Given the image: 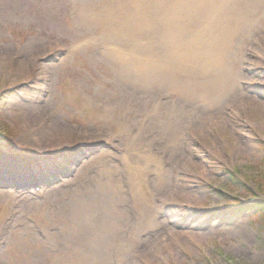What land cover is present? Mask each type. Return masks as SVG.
Segmentation results:
<instances>
[{"label":"rangeland","instance_id":"obj_1","mask_svg":"<svg viewBox=\"0 0 264 264\" xmlns=\"http://www.w3.org/2000/svg\"><path fill=\"white\" fill-rule=\"evenodd\" d=\"M198 1L0 0V150L27 156L0 166L47 175L0 180V264H264V0L233 43L247 98L212 124L195 62L156 69Z\"/></svg>","mask_w":264,"mask_h":264},{"label":"bare ground","instance_id":"obj_2","mask_svg":"<svg viewBox=\"0 0 264 264\" xmlns=\"http://www.w3.org/2000/svg\"><path fill=\"white\" fill-rule=\"evenodd\" d=\"M183 1L184 3H194V1L196 2L197 0ZM199 4V9L204 18H206L203 19L204 24L200 26L201 29L196 33L197 35L194 36L193 40L185 43V47H181L184 56L180 55L177 61L164 59L161 64L156 66V69L168 73L169 69L180 65H185V67H187L195 62V66H197V76L200 75L198 77L202 78L200 86L204 91V93H198L197 100L200 102L203 110L209 111L207 115L197 113V121L199 120V123L204 124L209 118V124H212L220 118H218L217 115L226 107L235 108L238 102L247 98L244 93H241L238 89V84L241 80L245 79V77L241 79L239 74L232 72V64L235 57L233 43L235 37L241 34L246 28L249 10H259L261 0H241L238 3L233 0H199L197 5ZM168 50L169 52L171 51L170 48ZM185 60H188L187 64ZM183 61L185 62L182 63ZM154 65L156 64H153V66ZM125 69L131 70L130 67L127 69L126 66ZM151 75L152 73L147 74L146 78H149ZM234 81L235 83L233 84ZM228 86H230L229 89ZM250 101L255 104H260L255 98L250 99ZM171 123L172 122H167L166 124L169 127ZM147 158H152L154 160V156H148L142 160L145 164ZM41 161L38 162V160L30 159V162H34L38 165ZM145 164L134 163L129 167L132 173H137L140 169L145 167ZM3 170V168L0 169V171ZM11 187L6 186V188ZM3 188H5V186H0V189ZM137 189H139V187H137ZM4 190L7 192L8 189ZM16 190L21 194L23 193V191H20L21 189L19 186L16 187ZM110 190L111 192L113 191V189ZM167 193L168 196H172L170 191H167ZM168 198L169 197H167V199ZM191 199L192 198L188 196V201L186 202L191 201ZM161 203L165 204L167 202L162 201ZM170 234H176V232L170 231ZM194 239L196 238L194 237Z\"/></svg>","mask_w":264,"mask_h":264},{"label":"trees","instance_id":"obj_3","mask_svg":"<svg viewBox=\"0 0 264 264\" xmlns=\"http://www.w3.org/2000/svg\"><path fill=\"white\" fill-rule=\"evenodd\" d=\"M259 186V185H258ZM256 187L255 186V188H256V190L258 191V193L259 194H261V195H263L264 196V189H261V187L259 186V187ZM261 190H263V192L262 191H260V189ZM264 188V187H263ZM249 210H253V211H256L260 216H262V218H263V220H264V201H261V202H258V203H256V204H253V205H251L250 207H249Z\"/></svg>","mask_w":264,"mask_h":264},{"label":"water","instance_id":"obj_4","mask_svg":"<svg viewBox=\"0 0 264 264\" xmlns=\"http://www.w3.org/2000/svg\"><path fill=\"white\" fill-rule=\"evenodd\" d=\"M8 153V156H10V157H15V155L13 154V153H11V152H7Z\"/></svg>","mask_w":264,"mask_h":264}]
</instances>
